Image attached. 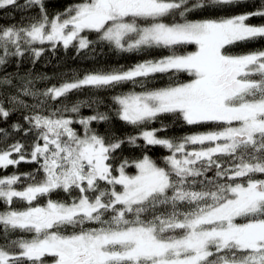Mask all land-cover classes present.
Masks as SVG:
<instances>
[{"label":"snow or ice","instance_id":"6c2138e0","mask_svg":"<svg viewBox=\"0 0 264 264\" xmlns=\"http://www.w3.org/2000/svg\"><path fill=\"white\" fill-rule=\"evenodd\" d=\"M240 2L74 0L50 16L45 0H0V9H38L27 24L0 27V66L27 53L35 63L46 44L77 52L107 44L121 53H170L127 69L90 72L43 93L24 77L18 86L11 76L0 79V86L17 89L6 98L10 108L0 99V120L26 109L27 127L11 128L35 137L30 152L19 141L0 149V169L37 165L31 173L0 176V264H264V50L226 51L264 39V24L248 23L264 19V0H250L253 10L241 14L191 18ZM183 45L196 50L178 54ZM157 74L169 75V82L149 87ZM122 84L133 88L113 96L110 111L140 129L125 139L107 138L92 126L108 121V113L80 115L91 103L45 115V100L29 105L21 98L56 100L85 87ZM164 115L212 129L161 137L165 126H147ZM0 134L9 136L5 128ZM125 142L143 155L116 164ZM156 146L169 153L163 166L148 154ZM57 190L71 201L51 199ZM41 197L45 204L34 203ZM17 202L25 207H14ZM17 232L28 238L11 239Z\"/></svg>","mask_w":264,"mask_h":264},{"label":"trees","instance_id":"16d2710c","mask_svg":"<svg viewBox=\"0 0 264 264\" xmlns=\"http://www.w3.org/2000/svg\"><path fill=\"white\" fill-rule=\"evenodd\" d=\"M74 2V0H45V6L47 7L50 16L54 15L58 11H62L68 4ZM19 4H24V0H18ZM253 10V5L250 0H242V2L215 9H205L198 10L191 15L193 19L202 18H216L220 16H232L236 14H241L247 11ZM38 13L37 8L32 9H17L13 7H6L5 9H0V27L21 25L29 23V18L35 17ZM248 23L250 24H264V19L261 18H251ZM91 39H95L94 35L90 36ZM37 47H40L37 45ZM44 51L41 56L35 59L33 63V57L31 53H27L24 57L9 58L6 65L0 66V79L5 76H11L13 85H19L21 83V77L31 80L32 87L34 91H39L43 93L46 89L53 86H60L65 82H72L75 79H82L85 74L90 72L104 71L108 72L112 69H127L137 62L160 58L170 54L166 49H150L146 52H132V53H121L114 49L109 48L107 44H95L89 47V49L77 52L75 47H69L65 49L62 45L51 48L50 45H44ZM262 49L264 50V39L257 40L255 42H241L231 46H226V51L228 54L239 55L247 53L253 50ZM196 50L195 45H183L178 46V54H186ZM19 63V67L17 64ZM18 74V75H17ZM180 78L187 80V74H180ZM169 75L157 74L155 79L150 82L149 87H161L169 82ZM133 88L131 84L118 85L115 88L107 90H96L92 88H82L79 90H73L69 92L66 96L59 97L56 100H51L50 98H45L42 95L38 99H33L32 97H21L25 100V103L31 105L39 102V100H45L43 105L44 114L55 110L56 108H62L64 106L71 107L77 102L91 103L92 107L82 106L80 109L81 116H90L95 114L96 111L108 113L110 119L101 123H93V127L96 128L100 135L105 136L110 139H125L130 135H136L140 129L125 124L116 118L115 114L110 111L113 107L112 97L120 94L122 92H127ZM136 91H140L137 87ZM16 87L0 86V99L5 101L4 107L10 108L11 105L7 103V96L9 94H16ZM95 102V103H93ZM28 114V110L19 108L18 110L11 113L7 122L0 120V128H5L9 132L8 137H4L0 134V149L6 148L9 144L19 141L25 145L26 151H31V145L35 139L34 134L30 133L25 136L23 130L19 132H13L11 125L18 123L23 128L27 127L23 116ZM166 127V131L159 132L158 135L166 138H180L185 135L194 132L209 131L212 126H189L184 124L182 121L175 120L170 115L161 116L158 120L154 121L152 124L148 125L149 128H160L161 126ZM79 128V125H75ZM42 143V142H41ZM142 145L143 141H139ZM148 154L163 166V157L168 155V151L159 146L152 147L149 149ZM143 155V150L141 147H134L125 142L121 149L115 153L114 163L118 164L121 160L125 158L133 159L141 157ZM37 167L33 163L21 162L18 166H9L7 169H0V176L10 175L12 173L23 174L31 173ZM130 172H134V169H129ZM208 175H213L209 172ZM264 178V177H259ZM24 185H18L17 187H23ZM76 195V193H73ZM51 199L57 201H71V197L64 193L62 190H57L51 194ZM47 202V197H41L38 203L43 205ZM16 208L25 207V202H17L14 204ZM4 205L0 204V211H3ZM242 222V221H241ZM21 236L28 238L26 234L15 233L10 238L17 239ZM4 243V239L0 236V244Z\"/></svg>","mask_w":264,"mask_h":264},{"label":"rangeland","instance_id":"374dc122","mask_svg":"<svg viewBox=\"0 0 264 264\" xmlns=\"http://www.w3.org/2000/svg\"><path fill=\"white\" fill-rule=\"evenodd\" d=\"M57 87H59V86H57Z\"/></svg>","mask_w":264,"mask_h":264}]
</instances>
